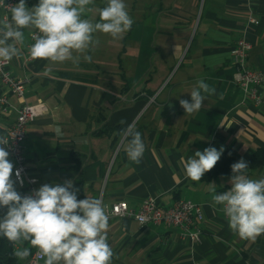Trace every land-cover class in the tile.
<instances>
[{
	"label": "crops",
	"instance_id": "1",
	"mask_svg": "<svg viewBox=\"0 0 264 264\" xmlns=\"http://www.w3.org/2000/svg\"><path fill=\"white\" fill-rule=\"evenodd\" d=\"M38 2L26 0L29 8ZM124 2L134 23L121 41L139 44L130 58L122 50L107 61L105 50L92 46L83 54L73 53L79 55L78 63L34 60L28 53L33 28L22 30L24 42L16 45L20 55L9 61L8 69L29 82L23 97L7 95L15 106L44 105L25 133L29 173L37 177L38 188L71 180L78 200L99 198L104 208L117 200L137 208L149 196L162 206L178 198L199 204L202 218L197 238L173 225L109 217L111 264H264V234L255 240L239 238L229 228L223 206L212 199L229 189L233 174L192 181L181 162L182 157L187 160L208 147H223V153L233 149L239 159H246L264 145V100L254 104L245 98L230 59L231 46L244 35L251 42L246 65L264 72V0ZM106 4L107 0H94L83 18L99 20L94 8ZM249 16L258 22L250 23ZM10 20V10L0 7V25ZM102 37L104 33L94 34L95 39ZM152 54L154 65L139 66ZM200 80L210 91L202 92L201 109L187 114L179 101L191 102L190 93ZM15 116V110L0 113L3 132ZM128 125L140 132L145 144L140 163L126 153L131 138L122 130ZM246 174L262 179L264 166L247 169ZM22 247V242L16 244ZM23 264H28V258Z\"/></svg>",
	"mask_w": 264,
	"mask_h": 264
},
{
	"label": "clouds",
	"instance_id": "2",
	"mask_svg": "<svg viewBox=\"0 0 264 264\" xmlns=\"http://www.w3.org/2000/svg\"><path fill=\"white\" fill-rule=\"evenodd\" d=\"M94 0H39L29 8L26 0H19L10 7V22L0 25V60L10 61L20 55L17 44H23L25 28L38 32L29 48L32 59L50 62L72 60L79 62V55L99 43L94 38L97 32L119 39L134 23L124 0H107L99 10V22L83 18ZM91 61V56L84 55ZM208 84L197 82L191 95V102L179 101L185 113L192 114L201 109L205 100L203 93H209ZM214 91V89L212 90ZM123 124L124 121H121ZM59 134V129H57ZM130 137L126 153L133 162L140 163L145 144L140 132L133 125L122 130ZM8 137L0 135V236L14 245L28 242L38 249L44 264H111L113 250L108 244V215L99 198L78 200L77 189L71 180L61 184L45 183L30 194L22 196L11 179L13 164L9 161L6 146ZM224 148L215 147L197 150L193 157L181 158L186 177L200 181L220 160ZM247 162L241 158L231 165V187L214 194L215 204L223 206L229 228L239 238L255 240L264 234V178L254 180L246 174ZM16 177L20 179L19 170ZM22 184L23 181L20 180ZM216 192L215 187L211 189ZM13 256L25 260L31 254L30 248H15Z\"/></svg>",
	"mask_w": 264,
	"mask_h": 264
},
{
	"label": "built area",
	"instance_id": "3",
	"mask_svg": "<svg viewBox=\"0 0 264 264\" xmlns=\"http://www.w3.org/2000/svg\"><path fill=\"white\" fill-rule=\"evenodd\" d=\"M19 0H0V7L8 12L11 6L17 4ZM250 23H257L254 17L249 16ZM38 32L32 29L30 33V46L34 43L33 36ZM251 48V42L244 36L237 38L230 48V59L236 69L235 82L244 90L247 100L258 104L264 100V72L258 69L249 68L246 65L248 51ZM30 57V55H29ZM9 61L0 60V83L4 90L0 93V113L7 114L11 110L16 111V116L10 127L0 135L8 137L9 144L6 151L13 164V174L11 179L15 182L14 186L21 190V195H28L33 190L38 189L37 177L29 173V168L25 163L24 157V138L29 123L38 115L42 114L44 105L42 102L28 103L21 106H15L9 99L7 93L12 92L17 97H23L25 85L29 82L26 76L16 77L8 69ZM20 172V179L16 177V171ZM20 180L23 183H20ZM231 187V186H230ZM229 187V189H230ZM108 217H128L136 220L139 224H159L173 225L181 228L183 231L197 238L200 229L198 223L201 221L202 214L198 203L191 199L178 198L170 205L162 206L153 197L144 198L137 208H132L124 200H117L110 206L105 207ZM28 264H43L38 249H33L28 258Z\"/></svg>",
	"mask_w": 264,
	"mask_h": 264
},
{
	"label": "trees",
	"instance_id": "4",
	"mask_svg": "<svg viewBox=\"0 0 264 264\" xmlns=\"http://www.w3.org/2000/svg\"><path fill=\"white\" fill-rule=\"evenodd\" d=\"M2 133L3 131L0 128V134ZM239 160V156L235 150H227L221 155V158L217 162L215 167L212 170L206 172L200 181H210L211 179L220 175L232 174L231 165L238 162ZM244 160L248 164V169H255L260 166H264V145L258 146L253 149L250 155ZM15 189L19 194H22L21 190L16 187ZM2 214L3 213L0 212V215ZM16 244L14 245L12 242H9L5 237L0 236V264H23V260H19L12 254L14 249L16 248ZM22 244L23 247L30 248V252L32 253L34 248H32L28 242H22Z\"/></svg>",
	"mask_w": 264,
	"mask_h": 264
},
{
	"label": "rangeland",
	"instance_id": "5",
	"mask_svg": "<svg viewBox=\"0 0 264 264\" xmlns=\"http://www.w3.org/2000/svg\"><path fill=\"white\" fill-rule=\"evenodd\" d=\"M139 1V4L141 5V3H143V0H138ZM145 1H147V0H145ZM101 8L99 7V6H95V8H94V10H96V12H99V10H100ZM127 9L129 10V8L127 7ZM138 10V12H139V14H140V12L143 10V8H142V6H139L138 8H137ZM154 9V10H153ZM152 9V12H150L151 13V16L152 15H155V8H153ZM144 11H146V8H145V10ZM132 18V17H131ZM135 18V17H134ZM93 22L95 23V22H99V20H96V19H94L93 20ZM141 29L140 28H138V32H137V35L139 36L140 35V31ZM128 32V31H127ZM127 32H125L119 39H114V38H112L109 34H105V37H102V39H97L99 42H100V44H96V45H94V47H96V48H98V49H100V50H102V51H104L105 50V53H106V60L108 61V60H112L113 61V59H115V57L117 56V54L119 53V51H122V50H124V51H126L123 55L124 56H126L127 55V57H129L130 58V55H133V54H135L136 53V51H137V49H138V46H139V44H138V42L136 43V42H133L132 40H130V41H127L126 43H122V38H123V36L124 35H126V33ZM101 34H103V33H101ZM135 35V34H134ZM133 35V36H134ZM155 38V37H154ZM124 56H122V58H124ZM112 57V58H111ZM114 57V58H113ZM153 57H154V60H153ZM94 58H92V60H93ZM153 60V61H152ZM150 63H152L153 65H154V63H155V55H150L148 58H147V60L146 61H143V59H141L140 61H139V66L140 65H150Z\"/></svg>",
	"mask_w": 264,
	"mask_h": 264
}]
</instances>
